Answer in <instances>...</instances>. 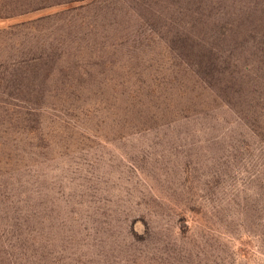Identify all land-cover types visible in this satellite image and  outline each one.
<instances>
[{
    "label": "rangeland",
    "instance_id": "374dc122",
    "mask_svg": "<svg viewBox=\"0 0 264 264\" xmlns=\"http://www.w3.org/2000/svg\"><path fill=\"white\" fill-rule=\"evenodd\" d=\"M0 264H264V0H0Z\"/></svg>",
    "mask_w": 264,
    "mask_h": 264
}]
</instances>
